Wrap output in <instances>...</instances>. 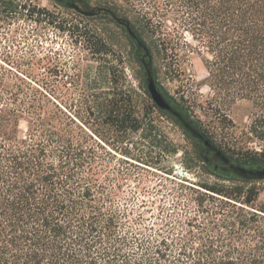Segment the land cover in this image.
I'll return each mask as SVG.
<instances>
[{"label": "trees", "instance_id": "16d2710c", "mask_svg": "<svg viewBox=\"0 0 264 264\" xmlns=\"http://www.w3.org/2000/svg\"><path fill=\"white\" fill-rule=\"evenodd\" d=\"M138 3L140 27L122 16L140 42L128 37L141 67L137 89H117L111 79L104 88L97 78L88 79L70 110L60 106L52 88L27 80L31 73L0 65V264H264V200L256 202L259 189L250 184L256 180L223 175L205 164L209 173L241 184L203 183L213 194L192 190L180 217L161 213L159 221L131 226L115 201L131 170L108 173L113 154L107 149L132 155L131 136L139 130L152 144L159 131L154 110L179 125L150 102L140 59L145 56L152 67L160 58L179 74L190 57L186 50L203 63L212 99L250 100L257 109L253 122L264 128V0ZM163 91L202 131L187 106ZM22 119L27 128L20 135ZM183 131L193 140V157L201 159L196 140ZM236 161L264 165L253 158Z\"/></svg>", "mask_w": 264, "mask_h": 264}, {"label": "rangeland", "instance_id": "374dc122", "mask_svg": "<svg viewBox=\"0 0 264 264\" xmlns=\"http://www.w3.org/2000/svg\"><path fill=\"white\" fill-rule=\"evenodd\" d=\"M139 1L91 0L92 4L112 8L118 16H126L137 27L143 14ZM147 34L149 37L148 31ZM185 38L193 43L188 34ZM185 54L190 57L181 65L179 74L169 70L160 58L154 61L152 68L158 83L187 106L189 117L228 156L239 161L264 160V128L253 122L257 109L252 102L241 99L228 104L213 100L204 83L207 72L203 63L191 51ZM37 60H41V67L30 72ZM0 65L13 72L31 73L27 80L32 78L37 82L34 86H44L41 89L48 88L49 92L52 88L60 106L70 110L76 109L73 103H78L79 88L86 80L97 78L105 88L111 79L117 89H137V72L141 69L123 27L109 15L85 16L54 0H0ZM47 67L53 72H48ZM152 116L159 129L152 144L142 138L139 130L131 136L132 155L107 147L113 154L108 160V173L131 170V175L121 182L115 200L129 225H149L159 221L156 216L161 213L180 217V207L188 202L192 190L208 192L201 186L203 183L241 184L206 171L202 159L193 157V140L182 128L157 110ZM26 128L27 122L20 120L19 134ZM160 147L167 151L161 152ZM181 184L185 186L184 195L176 198ZM250 184L259 189L256 202H262L264 180ZM138 215L142 220L137 224L133 219Z\"/></svg>", "mask_w": 264, "mask_h": 264}, {"label": "water", "instance_id": "95a60500", "mask_svg": "<svg viewBox=\"0 0 264 264\" xmlns=\"http://www.w3.org/2000/svg\"><path fill=\"white\" fill-rule=\"evenodd\" d=\"M108 13L114 18V20L123 26L127 36L131 38L134 43L139 44V39L129 23L121 16H116L111 10L108 9ZM91 14V13H89ZM142 65V83L148 93V96L156 108L162 112L173 117V119L195 140L202 141L206 146H209L214 151L215 159L220 162L214 163L209 160L207 154L203 149L199 148L198 154L202 161L213 171L223 175H234L236 177L246 180H262L264 179V165H245L241 162L229 157L221 148L216 144L211 143L210 139L205 137V134L197 127L191 124L188 118L184 117L181 111H179L171 99L164 93L161 85L155 78L152 71L150 61L143 56L140 59Z\"/></svg>", "mask_w": 264, "mask_h": 264}, {"label": "flooded vegetation", "instance_id": "af4514ba", "mask_svg": "<svg viewBox=\"0 0 264 264\" xmlns=\"http://www.w3.org/2000/svg\"><path fill=\"white\" fill-rule=\"evenodd\" d=\"M54 1L61 4L64 7L73 9L77 13L85 15V16H97V15L103 14V15H109L114 20L111 14L108 13V7L103 6V5L92 4L91 0H54ZM113 13L116 16H118L115 12ZM196 142H197V146L204 150V152L207 154V157L209 158L211 162L220 164L218 159L217 160L215 159L214 151L209 146H206L200 140H196Z\"/></svg>", "mask_w": 264, "mask_h": 264}]
</instances>
